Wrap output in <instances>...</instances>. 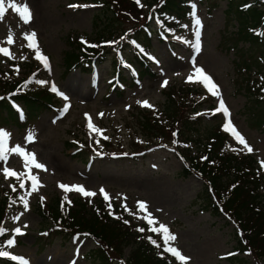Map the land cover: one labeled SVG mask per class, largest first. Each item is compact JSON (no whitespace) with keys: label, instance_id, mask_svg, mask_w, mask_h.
<instances>
[{"label":"rangeland","instance_id":"1","mask_svg":"<svg viewBox=\"0 0 264 264\" xmlns=\"http://www.w3.org/2000/svg\"><path fill=\"white\" fill-rule=\"evenodd\" d=\"M147 1L140 0V4H137L119 0L123 5L121 8L111 6L122 33L106 40L119 42L118 46H121L130 33L128 26L137 28V25L132 26L130 23L146 21L144 14ZM15 2L28 6L31 19L30 22L24 23L20 13L9 8L8 0H5L6 11L4 16L0 17V47L8 49L9 55L0 53V58L3 59L1 66L11 69L13 63H18L24 70H32V65L43 67L42 81L45 83L42 84L50 89L55 85L56 94H60L61 106L66 110H50L24 130L0 122V131L9 134L0 146L9 150L20 146L30 155L34 154L36 162L43 164L47 169L44 171L35 168L23 155L12 151L6 153V161L0 160V200L3 190L12 185L20 188L23 183L25 193L22 202H17L15 214L8 216V228L10 233L16 235L14 238L17 243L8 247L7 252L10 255L4 259H8L11 264H21L24 261L29 264H92L85 257L95 246L90 239L75 238L65 242L57 239L50 243L42 240L39 244L37 237L41 234L43 219L36 211L38 202H49L50 206L53 199L62 196L66 200L83 197L92 206L111 204L112 208L118 210H124L127 205L137 225H149V216L154 221L150 227L160 229L161 224L165 225L169 234L174 235L176 239L165 243L163 236V248L166 250L168 247H175L188 258L186 261H180L168 252V264H230L228 258L235 246V227L228 226L225 219L213 218L210 213L200 210L196 201L201 193L203 181L193 175L179 176L183 163L175 152L159 147L151 150L144 161L99 159L86 164L88 160H78L74 155L79 148L77 145L67 149L71 139L80 138L81 142L85 140L82 137L85 134L82 125H87L89 132L94 135H103L104 132L112 135L113 127L123 124L133 128L140 110L146 113L164 110L167 97L175 86L178 88L190 84L196 89L210 93L200 77L193 76V82H188L194 68L201 67L218 86L219 95L214 96V102L220 113L215 118H202L199 124L202 132L213 129L218 134L222 133L237 150L254 155L260 164L264 165L263 124L252 126L253 114L248 111L249 101L246 98V82L250 80V85L252 81L260 83L259 80L264 76V54L262 62H259L261 52L253 50L250 54L249 44L239 40L240 20L236 14H228V1L196 0L190 16L181 22V28L174 37H167L168 41L161 42L155 36L149 43L158 77L143 78L141 84L136 89L128 90L124 97H116L114 94L109 99L104 98V95L109 80L114 75L112 54L98 69V86L91 88L92 76L83 74L80 70H72L68 77L64 78V57L74 49L73 46L80 48L79 38L84 39L87 44L89 41L100 42L95 38V33L102 29L104 24L101 23L96 29L94 17L105 9L104 1ZM131 4L134 10L130 9ZM74 5L75 7H72ZM197 18L202 25L199 29L196 26ZM32 32L36 34L35 46L29 47L30 42L25 38V34ZM158 36L161 38V35ZM9 37L12 43H8ZM37 47L39 53L47 57L48 67L36 58ZM123 51L127 59L123 64L126 65L133 55L128 44ZM246 64L249 67H246ZM23 74L26 75L24 72ZM242 83L244 85H241ZM192 94L201 100V94ZM189 96L191 97L190 93ZM220 99H223L229 110V116L219 111ZM144 102L149 106H145ZM206 108V105L203 106V114ZM229 120L236 132L244 138L246 146L240 144L231 131H225ZM89 123L94 127L90 128ZM221 123L223 125H220ZM175 127L179 129L178 125ZM29 136L32 137L31 141L28 140ZM127 136L128 133H125L122 138L126 140ZM162 142L165 143L164 138ZM248 148L252 151L249 152ZM198 149L200 145L196 144L194 151ZM5 168L18 175L6 176ZM31 176L38 178L36 191H32ZM60 184L83 186L86 191L95 192L96 195L86 197L75 190L65 191L59 187ZM101 189L104 192H101ZM105 193L109 200L105 199ZM24 200L28 202L27 209ZM140 202L146 204V210L139 208ZM17 227L23 235L16 234ZM11 256L18 259L12 260ZM247 258L249 264H263L255 261L253 257ZM0 264L5 263L0 261Z\"/></svg>","mask_w":264,"mask_h":264},{"label":"trees","instance_id":"2","mask_svg":"<svg viewBox=\"0 0 264 264\" xmlns=\"http://www.w3.org/2000/svg\"><path fill=\"white\" fill-rule=\"evenodd\" d=\"M107 1L116 2L115 5L120 8L123 6L119 0ZM155 1L153 0L152 3ZM188 1L166 0L163 9L168 15L184 17L189 11L186 6ZM227 1L228 14H236L240 20L239 40L249 44L250 54L253 50H258L263 56L264 40H261L262 35L257 33L255 28L263 26L264 0ZM122 2L130 3L131 0H122ZM105 3L103 12H98L94 17L96 29L101 23L104 24V27L95 33V38L98 40L111 39L122 33L115 11L110 9L115 5ZM131 6L130 9L134 10L132 4ZM246 7L249 8L245 10ZM238 13L240 15H237ZM143 39L149 42L147 35ZM136 42L133 45L135 51L139 52L140 45ZM73 47L74 49L67 52L64 57L66 72L64 78L68 76L73 65H77L75 68L83 74L95 73L94 67L103 64L110 54L109 51L96 49L91 59L86 58L81 63L80 48ZM112 60L116 81L114 80L109 86L108 92L116 93L117 97H124L129 87L136 88L138 76L139 78L154 76L149 62L145 63L144 60L135 62L137 76L131 71V67L127 68L129 76L125 74L121 59L112 57ZM245 66L249 67L247 64ZM14 74L15 72L4 73L0 69V122L23 128L49 112L50 106L56 105L57 101H54L53 96L47 91L39 90L34 86L31 79L23 78L20 81ZM25 82L31 87L27 92H18L17 90H21ZM246 87L248 88L246 98L249 101L247 108L253 114L251 124L252 126L264 124V100L254 98L255 87L254 90L249 88V84ZM191 92L194 91L175 87L170 91L161 114L156 116L146 112L139 113L133 128L125 126L127 129H133L129 134L131 142L128 150L133 153H144L143 158L147 151L158 146L165 145L164 147L175 150L184 161L179 176L196 175L203 180V187L196 201L200 209L209 212L213 218L225 219L228 226L236 225L234 251L237 255L230 259V264H249L246 257L249 254L264 262V194L262 193L264 168L259 166L254 157L239 154L222 133L223 136L213 129L202 132L199 127L203 120L201 110L204 105L213 108L214 103L210 102L209 98L205 100L202 98L204 102H199ZM175 125H178L179 129ZM163 138L165 143L162 142ZM108 141H105L107 147L110 144ZM196 144L200 145V149L194 151ZM74 147L71 142L67 144V149ZM92 151L103 153V149L95 144L91 151L88 148L75 156L78 160L86 161ZM8 207L9 200L3 196L0 200V227H3ZM37 213L43 219L41 229L45 234L37 237L39 244L42 240L48 243L57 239L69 241L74 231H80L93 239L97 245L86 254V258L92 264H167L159 257L160 252L154 248L153 239L138 234L129 224L128 219L111 218L103 207L92 209L81 200H78L74 207L62 206L57 198L53 199L50 206L48 204L45 208L37 207ZM5 239V233L0 235V244Z\"/></svg>","mask_w":264,"mask_h":264},{"label":"snow or ice","instance_id":"3","mask_svg":"<svg viewBox=\"0 0 264 264\" xmlns=\"http://www.w3.org/2000/svg\"><path fill=\"white\" fill-rule=\"evenodd\" d=\"M136 2H137V4H140V0H136ZM8 7L11 8V9H14L17 13H20L21 17L23 18V22L24 23L30 22L31 11L28 8V6H26V5L21 6V5H18L15 2V0H8ZM72 7H75V5L72 6ZM21 9H23V10H21ZM5 11H6V9H5V0H0V17L4 16ZM196 26H197L198 29L202 26L201 25V21H200L199 18L196 19ZM197 35H198V33H197ZM35 36H36V34L34 32H32L30 34H28V33L25 34V38L30 42L29 43V47H34L35 46ZM12 42L13 41H12L11 37H9L8 43H12ZM90 46L91 47H96V45H90ZM197 47H199V45H197ZM0 53H3L5 56L9 55L8 49L2 48V47H0ZM36 58L38 60H42L45 63V67H48L47 57H45V56H43L42 54L39 53L38 47H37V57ZM193 76L200 77L202 79V82L204 83V86L207 88V90L213 96H218L219 95L218 86L214 83L212 78L204 72L203 68L195 67L193 75H190L188 77V82H193ZM40 83H45V82L41 81ZM164 83L167 84V81H165ZM52 91H54V92L57 91L55 85L52 86ZM64 98L67 99V96H65ZM144 104H145V106H149L147 104V102H144ZM219 111L223 112L225 116H229L230 115L229 110L225 106V103H224L223 99H220V101H219ZM89 121H90V117H89ZM89 127L93 128L94 126L91 125V123H89ZM96 131L99 132L100 130L96 129ZM225 131H231L233 133V135L236 137V139L239 141V143L246 146V142H245L244 138L238 132H236V130L233 127V125H232L230 120L225 126ZM8 135H9L8 133L0 131V145H2V142L7 139ZM28 140L31 141L32 137L29 136ZM8 151L16 152V153H19V154L23 155L25 157V159L31 165H34L35 168L47 171L46 167L43 164L36 162L34 154L30 155L29 153L25 152L20 146H17L16 148L11 149V150L7 149L6 147L0 146V153H5V155H0V160H4V161L7 160L6 153ZM248 151L251 152L252 149L248 148ZM4 172H5L6 176H17L18 175L16 172L10 171L7 168L4 169ZM30 179L32 181V191H36L37 187H38V178L36 176H31ZM20 187L23 188L24 184L21 183ZM59 187H61L65 191L75 190L77 192L82 193L86 197H92V196L96 195L95 192L86 191L83 188V186H66V185L60 184ZM101 192H104V190L101 189ZM21 199L23 200V197H21ZM105 199L106 200L110 199L107 196L106 193H105ZM24 206H25V209H27V207H28L27 200H24ZM109 207H111V204H109ZM139 208L141 210H146L147 206H146V204L144 202H140L139 203ZM125 210H128L127 209V205H125ZM147 222H148L149 225L154 223L153 219L150 216H149ZM125 223H128V221H125ZM160 230H162L163 233H164V242L165 243H167L168 241H174L176 239V237L174 235H170L169 234V229L165 225L161 224L160 225V229H157L155 227L151 228L152 232H158ZM5 231H6V229H4L3 227H0V235H3ZM138 231L139 232H144L145 230L143 228H139ZM15 232H16L17 235H23V233L21 232V229L19 227L15 228ZM149 239H151V238H149ZM14 243L15 242L13 240H9L8 241L9 247H11ZM152 243L155 244L156 241L152 240ZM166 251L171 253V255L173 257H176L180 261H186L188 259L184 255H182L181 252L178 251L175 247H168L166 249ZM9 255H10L9 252L0 250V257H8ZM229 255H231V254H229ZM11 259L12 260H17L18 258L16 256H11ZM23 264H29V262L28 261H24Z\"/></svg>","mask_w":264,"mask_h":264}]
</instances>
